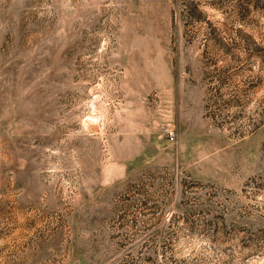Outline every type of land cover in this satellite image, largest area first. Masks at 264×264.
Listing matches in <instances>:
<instances>
[{
	"label": "rangeland",
	"instance_id": "rangeland-1",
	"mask_svg": "<svg viewBox=\"0 0 264 264\" xmlns=\"http://www.w3.org/2000/svg\"><path fill=\"white\" fill-rule=\"evenodd\" d=\"M0 264H264V0H0Z\"/></svg>",
	"mask_w": 264,
	"mask_h": 264
},
{
	"label": "built area",
	"instance_id": "built-area-1",
	"mask_svg": "<svg viewBox=\"0 0 264 264\" xmlns=\"http://www.w3.org/2000/svg\"><path fill=\"white\" fill-rule=\"evenodd\" d=\"M167 135L169 136V139L173 140L175 138L174 133L171 130H167Z\"/></svg>",
	"mask_w": 264,
	"mask_h": 264
}]
</instances>
